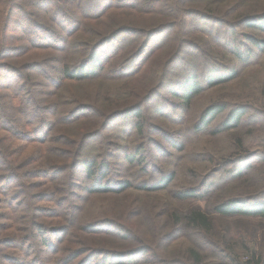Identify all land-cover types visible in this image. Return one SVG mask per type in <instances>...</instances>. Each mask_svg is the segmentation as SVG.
Here are the masks:
<instances>
[{
	"label": "rangeland",
	"instance_id": "374dc122",
	"mask_svg": "<svg viewBox=\"0 0 264 264\" xmlns=\"http://www.w3.org/2000/svg\"><path fill=\"white\" fill-rule=\"evenodd\" d=\"M223 1L218 5L225 10L235 0ZM239 2L243 4V8H248L251 3H257V0H239ZM203 5L205 3L200 2L189 7L196 9L195 7L202 8ZM101 8L104 13L106 11L110 13L107 22L113 27L120 24L122 13L126 11L118 10L116 7L108 9L105 2L101 4ZM27 13H31V9L27 10ZM76 19L79 21L82 18ZM221 19L229 21L227 18ZM188 22L194 25L193 36L185 35L184 37V30L181 27L155 35L151 38L148 50L140 58L135 55L137 44H132L133 38L127 34H122L115 41L104 44L100 48L106 60L101 76L86 82L82 88L75 89L77 92L89 93L90 101H96L100 109L98 113L102 112V115L90 116L89 121L83 125V129L72 135L70 140L77 141L79 135L84 133L83 131H88L86 140L89 141L86 142L83 151L86 158H93L100 164L106 162L108 168L106 176H110L111 180L126 181L132 185V188L118 196H91L85 193L91 182L84 174L76 172L74 177L78 181L73 198L69 197L67 202L60 199L55 203L37 204L39 207H49L47 216L39 220L44 223L42 227L46 232L47 245L44 246L36 240V244L31 241L26 248V246L22 247V243L26 240V221H15V219L23 215L21 211L25 212L26 216L29 214L21 207L16 216L13 210L20 205L21 201L14 202L15 195L10 194L15 192L13 186H10L11 189L5 188L8 183L2 182L0 184V219L6 213L12 217V221L9 222L7 219L0 221V253L3 255V258L0 257V264H78L85 255L71 259L72 254L80 249V241L86 242L87 239L88 244L98 247V250L113 249L117 240L123 239L122 237L146 239L149 249H153L151 251L159 256L164 254L161 250L164 240L161 239H178L175 242L176 245L183 242L177 246L186 251L185 249L192 248V239H196L195 235L189 231L178 233L175 229H171L167 215L182 214L192 208L207 212L213 204L228 198L240 197L253 187H256L258 192H264V55L258 53L252 55L250 62L240 67L239 79L226 86L206 90L195 97L190 108L185 110L180 106L181 101L171 96L170 92L177 95L180 93L179 86L191 75L187 72L192 71L193 66L199 71V79L203 83L204 76L208 73L206 70L204 72V67L210 64L206 52L214 55L215 59L220 57L222 60L224 50L216 48L217 41L221 39V44H227L232 40L227 37V32L217 20L208 22L192 19ZM41 23L47 27L51 25L46 19H43ZM73 25L67 23L66 30H72ZM14 29L18 35L23 33L18 28ZM207 30L212 31V35L205 34L204 31ZM239 32L250 33L248 30H237V33ZM67 35V32L58 30L56 37H53L51 41L42 40V42L62 47L69 39ZM90 39H93L92 35L85 40ZM35 40L34 38L32 43ZM83 40L84 37L77 42L80 43ZM195 43L204 54L190 61L189 48L193 47V44L196 45ZM13 44L26 47L32 45L24 41L13 42ZM66 48L65 55L64 53L56 55L64 60L74 59L75 55L72 52L74 45L70 43ZM210 51L214 54H210ZM147 61L155 64L149 63L144 66ZM233 63L235 62L233 61L230 67L235 66ZM2 75L6 74L2 73ZM16 82L9 84V91L16 90ZM67 87L68 84L59 91L51 86L40 89L42 92L46 91L48 95L43 98L35 96V103L51 108L48 114L34 118L37 127L41 125V121L52 119L51 111H57V113L63 111L64 108L59 105L64 103L65 106L68 94L73 93V90H70L72 87ZM52 94L55 95L52 96ZM21 95L23 98L28 97L26 93ZM112 100H114V112L117 113L138 106L139 112L144 116L141 132L135 126L138 118L132 114H126L108 122L109 125L101 130L97 137L91 134V129L99 128L105 114H111L107 109L108 103ZM217 102L228 105L246 104L249 107L247 117L240 128L235 132L213 135L211 129L218 127L223 119L220 117L216 124L208 126L202 132H195L194 125L203 109ZM26 121H28L26 117H23L22 125H28ZM44 130L47 131L48 128L44 127L43 130L32 134L31 139L42 138ZM63 130L64 128L57 124L51 135H59L58 133ZM61 133L67 134L68 130ZM237 138H241V141H237ZM49 146L64 149L63 145L55 142L39 149L38 155L47 156L45 152L51 151ZM69 147L72 146L69 145ZM29 153H22L21 157ZM126 155H137L136 162L128 164L124 159ZM51 160L63 161L59 157L52 159L45 157L43 160L45 165L37 161L38 164L35 163L34 167L36 164L46 166ZM229 163L231 165L227 166ZM247 166L250 169L247 172L249 173L247 181H245L246 176L232 178V175ZM24 172L22 170L21 173ZM169 176H173V181L165 190L158 193L145 194L136 190L143 182ZM64 177L66 174L57 179L49 176L42 177L38 181L45 184L44 191L48 192L56 188L70 187V185L67 186L69 180ZM23 183H28L27 179H24ZM199 186L198 199L185 202L173 199L175 191ZM30 189L28 188L27 191ZM2 191L9 192L8 196L1 194ZM62 193L59 192L56 196L65 195ZM164 219L168 222L165 223ZM115 225L124 226L128 230L117 231L110 227ZM215 226L216 235H227L228 239H245L249 246L258 251L257 253H264V221L259 219L224 220ZM4 227L11 229L4 231L2 230ZM10 234L13 235L7 239L6 235ZM13 239H15L14 247L3 246ZM232 245H235V242H232ZM204 246L206 249H212L210 245ZM29 255L31 256L28 257ZM238 255L234 254L241 264L248 262L247 258L238 257ZM137 257L135 259L139 261L152 259L151 254ZM168 264H174V262Z\"/></svg>",
	"mask_w": 264,
	"mask_h": 264
},
{
	"label": "trees",
	"instance_id": "16d2710c",
	"mask_svg": "<svg viewBox=\"0 0 264 264\" xmlns=\"http://www.w3.org/2000/svg\"><path fill=\"white\" fill-rule=\"evenodd\" d=\"M103 2L107 4L108 9L116 7L118 10H126L122 13L119 25L116 24L113 27L107 22L110 13L103 12L101 8ZM200 2L205 3L202 8L189 7ZM223 2V0H0V184L8 183L5 185L8 189L13 186L15 192L10 193L11 196L15 195L13 201H21L20 205L13 210L16 216L21 207L29 214L26 216V213L21 211L23 215L15 219V221L24 220L27 224L26 240L22 243V247L27 248L31 241L36 244V240L44 246L47 245L46 232L42 227L44 223L39 220L47 216L49 207H39L37 204L40 202L55 203L60 199L67 202L69 197L73 198L78 181L74 177L76 172L84 174L91 182L85 190V193L91 196H118L132 188V185L126 181H117V179L115 181L111 180L110 176H106L108 170L106 162L100 164L93 158H86L83 151L86 142L89 141L86 140L88 131H83L84 133L79 135L77 141L70 140L72 135L83 129V125L89 121L90 116L102 115V112L98 113L100 109L96 101H90L89 93L75 90L82 88L86 82L98 79L104 71L106 60L100 48L104 44L115 41L120 35L127 34L133 38L131 43L137 44L135 55L140 58L148 50L151 38L155 35L181 27L184 30V37L185 35L193 36L194 25L193 23L190 25L188 20L221 22L220 26L227 32V37L232 39L227 44H221V39L217 41L216 48L224 50V58L215 59L214 55L206 52L210 64L204 67V72L206 70L208 73L204 76L203 83L200 82L199 71L193 66L192 71L187 72L191 75L184 81L185 84L179 86L180 93L177 95L170 92L171 96L181 101L180 106L187 110L193 99L206 90L226 86L239 79L240 67L248 64L252 55L255 53L264 55V6H262L264 0H257L255 4L251 3L248 8H243V4L235 0L225 10L218 5ZM30 9L31 13H27ZM78 17L82 19L77 21ZM221 18H227L231 22L222 21ZM43 19L51 25L43 26L41 23ZM67 23L68 25L74 24L72 30H66ZM14 28H18L23 33L16 34ZM58 30L68 34L69 39L65 41L64 46L42 42V40L51 41L53 37H56ZM237 30H248L250 33H237ZM204 33L212 35V31L209 32V30ZM44 34L47 36H43ZM89 35H92L93 39L86 41ZM83 37L84 40L78 43L77 40ZM34 38L36 43H32ZM17 41L30 42L32 45L26 47L13 44ZM70 43L74 45L72 49L74 59L64 60L56 55L62 53L65 55L66 47ZM189 49L190 61L204 54L198 44H193V47ZM210 54L214 53L210 51ZM233 61L235 66L230 67ZM150 62L147 61L144 66ZM153 64L155 63H150V65ZM15 81H17L16 90L9 91V84ZM66 84L72 87L70 90H73V93L68 94L65 106L64 103L59 105L64 108L63 111H58V113L51 111L52 119L41 121V125L37 127L34 118L48 114L51 107L37 105L35 96L43 98L48 95L46 91H40L42 88L46 89L51 86L59 91L64 89ZM21 93L28 94V97L23 98ZM247 108L249 107L246 104L228 105L219 102L209 104L201 112L194 125V131L202 132L223 117L218 127L211 129V133L219 135L235 132L247 117ZM109 110L111 114H105L99 128L91 129L92 135L97 137L99 132L109 125L108 122L126 114H132L138 118L135 126L141 132L144 116L139 112L138 106L117 113L114 112V100H112L108 103L107 111ZM23 117L28 120L26 121L28 125H22ZM57 124L64 128L63 131L68 130V133L60 131L59 135L52 136L53 128L55 129ZM44 127L48 130L43 131L42 138L31 139L32 134L43 130ZM237 141H241V138H237ZM55 142L63 145L64 149L49 146L51 151L50 153L45 152L47 156L38 155L39 149ZM27 152L30 153L21 157L22 153ZM45 157L51 159L59 157L63 161L51 160L46 166H37V161L45 165L43 163ZM136 158L137 155L124 157L128 164L135 163ZM35 163L37 164L34 167ZM230 165L231 163L227 166ZM22 170L25 172L21 173ZM249 170V166L244 167L237 174L232 175V178L246 176L245 181H247ZM64 174H66L64 178L69 180L67 186L70 185V187L45 192V184L38 181L48 176L57 179ZM160 178L153 179L151 182H143L136 190L145 194L158 193L165 190L173 181V176ZM24 179H27L28 183H23ZM200 186L175 191L173 199L181 202L198 199ZM28 188L31 189L27 191ZM59 192L65 195L62 193L63 195L57 197ZM1 194L8 196L9 192L3 193L2 191ZM8 200L7 198V203ZM26 203L29 205H24ZM167 218L169 222L166 219L164 222H168L171 229H175L178 233L189 231L195 235L196 239H192V248L184 251L178 247L183 242L176 245L175 242L178 239H161L164 240L161 247L164 254L159 256L151 251L153 249H149L150 246L145 241L146 239L122 237L123 239L117 240L113 249L100 248L99 250L98 247L89 245L87 239L86 242L80 241L81 247L72 254L71 259L85 255L78 264H168L169 262H174V264H241L234 256L236 253L239 254L238 257L248 259L245 264H264V253H257L258 251L251 245L249 246L245 239H228L227 235L218 236L214 232L215 224L219 225L224 220L259 219L264 221V192H258L256 187L244 192L240 197L228 198L213 204L207 212L192 208L182 214L171 213V216L167 215ZM4 219L12 221V217L6 213L0 221ZM110 227L117 231L128 230L124 226ZM9 229L11 228L4 227L2 230ZM12 235H6L7 239ZM14 240H10L3 246L14 247ZM232 242H235V245H232ZM205 244L212 246V249H206ZM146 254H151L154 261L135 259L139 255ZM0 257L3 258L1 253Z\"/></svg>",
	"mask_w": 264,
	"mask_h": 264
}]
</instances>
